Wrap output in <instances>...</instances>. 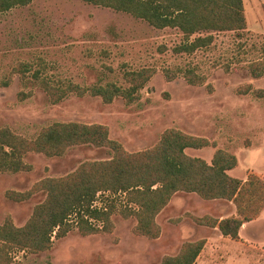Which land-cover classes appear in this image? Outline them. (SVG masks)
<instances>
[{
	"label": "rangeland",
	"instance_id": "374dc122",
	"mask_svg": "<svg viewBox=\"0 0 264 264\" xmlns=\"http://www.w3.org/2000/svg\"><path fill=\"white\" fill-rule=\"evenodd\" d=\"M242 1L246 30L213 33V43L193 54L175 53L185 41L178 29L158 30L81 0H33L3 13L0 129L33 140L53 123L100 124L128 152L150 149L165 131L175 129L209 142V147L188 150L189 156L210 163L222 150L238 160L231 177L245 180L254 174L264 181V75L254 79L249 73L250 64L264 61V0ZM39 60L45 65L43 76L61 87L115 84L126 89V72L151 69L156 74L131 104L122 98L105 104L99 97L75 94L52 104L32 77ZM26 63L32 69L22 74L20 65ZM189 69L204 76L205 83L188 84L183 73ZM166 72L174 76L172 81ZM111 157L109 148L90 145L69 148L61 158L28 154L29 173L0 175V225L11 217L17 227L24 226L45 199L39 193L15 203L7 192H27L42 179L64 177L85 162ZM106 198L103 195L96 204ZM119 199L115 198L110 233L83 236L73 227L62 239L53 235L48 252L14 251L12 264H161L178 255L184 244L202 240L205 247L195 264H264V212L245 224L239 240L233 241L194 220L237 215L232 202L180 193L157 217L160 237L150 240L134 235L136 221L122 216Z\"/></svg>",
	"mask_w": 264,
	"mask_h": 264
},
{
	"label": "trees",
	"instance_id": "16d2710c",
	"mask_svg": "<svg viewBox=\"0 0 264 264\" xmlns=\"http://www.w3.org/2000/svg\"><path fill=\"white\" fill-rule=\"evenodd\" d=\"M81 1L127 14L158 30L178 29L185 41L175 49L177 54H193L208 48L213 43V33L246 30L242 0ZM32 2L0 0V15ZM202 33L208 35L191 40ZM39 62V68L34 70L32 77L52 104L61 102L69 94L99 97L105 104L122 98L131 104L140 99L139 93L156 74L151 69L126 72V89L115 84L81 87L69 83L61 87L54 86L43 76L45 65L41 60ZM20 67L22 74L32 69L27 63ZM249 73L254 79L263 77L264 61L250 64ZM183 77L193 86L206 81L204 76L197 75L192 69L184 71ZM166 78L172 81L174 76L166 72ZM87 145L109 148L112 157L104 161L85 162L64 177L42 179L27 192H7V198L15 203L29 201L39 193H44L45 199L34 207L24 226L17 227L11 217L0 225V264H12L14 251L31 254L50 251L53 238H64L73 227L83 236L110 233L117 197L124 206L120 210L122 216L133 217L136 221L134 235L150 240L160 237L157 217L178 193L196 194L205 201L232 202L237 209L236 217L219 221L206 216L194 220L199 226L217 228L223 237L233 241L239 240L244 224L254 221L264 211V181L261 178L251 174L243 181L229 176L228 172L237 166V159L222 150L214 153L210 164L189 156L187 150L209 147V142L175 129L165 131L150 149L128 152L119 142L112 140L108 128L100 124L53 123L43 128L33 140L14 134L9 128H1L0 175L29 173L32 167L26 163L25 157L30 153L61 158L69 148ZM103 195L107 198L101 205H96ZM204 247L203 240L186 243L178 255L165 258L161 264H195Z\"/></svg>",
	"mask_w": 264,
	"mask_h": 264
},
{
	"label": "crops",
	"instance_id": "0c3cea01",
	"mask_svg": "<svg viewBox=\"0 0 264 264\" xmlns=\"http://www.w3.org/2000/svg\"><path fill=\"white\" fill-rule=\"evenodd\" d=\"M190 150H192V149H190ZM187 151H188V150H187ZM187 151H186V153H187ZM230 154H231V153H230ZM212 158H213V157H212ZM236 159H237V158H236ZM207 163H208V162H207ZM210 163H211V162H210ZM210 163H208V164H210ZM237 165H238V160H237ZM236 167H237V166H236ZM236 167H235V168H236ZM233 170H234V169H233ZM233 170H232V171H233ZM229 172H230V171H229ZM229 172H228V174H229ZM229 176H230V175H229ZM232 178H234V177H232ZM236 179H238V178H236ZM239 180H240V179H239ZM245 180H246V179H245ZM245 180H243V181H245ZM178 194H180V193H178ZM178 194H176V195H178ZM184 194H187V193H184ZM176 195H175V196H176ZM194 195H196V194H194ZM175 196H174V197H175ZM196 196H197V195H196ZM174 197H173V198H174ZM197 197H198V196H197ZM199 198H200V197H199ZM200 199H201V198H200ZM172 200H173V199H172ZM172 200H171V201H172ZM170 203H171V202H170ZM170 203H169V204H170ZM166 208H167V207H166ZM166 208H165V209H166ZM165 209H164V210H165ZM162 212H163V211H162ZM162 212H161V213H162ZM263 212H264V211H263ZM161 213H160V214H161ZM261 214H262V213H261ZM261 214H260V215H261ZM260 215H259V216H260ZM236 216H237V215L232 214L231 217H236ZM229 218H230V217H229ZM225 219H226V218H225ZM257 219H258V218H257ZM255 220H256V219H255ZM156 221H157V220H156ZM249 223H250V222H249ZM246 224H247V223H246ZM244 225H245V224H244ZM244 225H243V226H244ZM241 229H242V228H241ZM215 230H217L218 233H220L219 230H218L217 228H216ZM240 232H241V230H240ZM240 232H239V238H240ZM219 235H220L221 237H223V236L221 235V233H220ZM223 238H226V237H223Z\"/></svg>",
	"mask_w": 264,
	"mask_h": 264
},
{
	"label": "built area",
	"instance_id": "2783aa9c",
	"mask_svg": "<svg viewBox=\"0 0 264 264\" xmlns=\"http://www.w3.org/2000/svg\"><path fill=\"white\" fill-rule=\"evenodd\" d=\"M97 205V204H96Z\"/></svg>",
	"mask_w": 264,
	"mask_h": 264
}]
</instances>
